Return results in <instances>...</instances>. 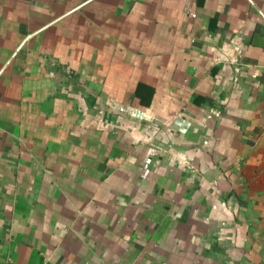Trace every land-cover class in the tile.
<instances>
[{
  "label": "crops",
  "instance_id": "obj_1",
  "mask_svg": "<svg viewBox=\"0 0 264 264\" xmlns=\"http://www.w3.org/2000/svg\"><path fill=\"white\" fill-rule=\"evenodd\" d=\"M0 264H264V0H0Z\"/></svg>",
  "mask_w": 264,
  "mask_h": 264
}]
</instances>
